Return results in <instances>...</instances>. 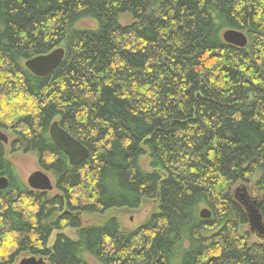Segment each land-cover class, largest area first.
Here are the masks:
<instances>
[{
    "label": "trees",
    "instance_id": "1",
    "mask_svg": "<svg viewBox=\"0 0 264 264\" xmlns=\"http://www.w3.org/2000/svg\"><path fill=\"white\" fill-rule=\"evenodd\" d=\"M83 19L94 28L76 27ZM227 29L247 44L225 43ZM57 47L47 76L25 68ZM53 121L88 150L79 164L50 139ZM0 131L56 192L25 185L0 143V264L22 253L44 264H264L236 195L244 188L264 223V0H0ZM144 200L156 210L131 230L115 216L82 224ZM66 228L76 239L59 233L48 246Z\"/></svg>",
    "mask_w": 264,
    "mask_h": 264
},
{
    "label": "water",
    "instance_id": "2",
    "mask_svg": "<svg viewBox=\"0 0 264 264\" xmlns=\"http://www.w3.org/2000/svg\"><path fill=\"white\" fill-rule=\"evenodd\" d=\"M222 39L225 43L234 47L242 48L246 44V37L237 30H225L222 33ZM64 48L58 47L48 53L33 56L24 63L25 68L37 77H45L50 74L62 61L64 57ZM49 137L56 147H58L67 157L71 166L79 164L88 154V150L79 141L72 137L67 131L62 129L57 121H53L49 126ZM0 143L7 144V135L0 131ZM27 186L34 191H51L54 187L50 177L42 170L31 173L27 178ZM7 186V179L0 178V188ZM237 199L245 208L248 226L251 232L257 237L264 238V223L259 213L257 201L249 196L244 188L236 190ZM201 218H208L209 210L203 208L199 213ZM44 259L34 256L23 258L18 264H44Z\"/></svg>",
    "mask_w": 264,
    "mask_h": 264
},
{
    "label": "rangeland",
    "instance_id": "3",
    "mask_svg": "<svg viewBox=\"0 0 264 264\" xmlns=\"http://www.w3.org/2000/svg\"><path fill=\"white\" fill-rule=\"evenodd\" d=\"M118 22L121 25H127L131 22V18L128 15H121L119 16ZM76 27H83L87 29H92L94 28V23L91 20H81L77 22ZM9 136V142L13 139V136L8 133ZM4 151H5V158L10 161V163L13 165L16 173L18 174L19 178L21 181L27 185L26 181L28 176L33 173L34 171L40 170L39 166L37 165L36 158L34 154L30 153H22V152H17V153H11L9 151V144L4 145ZM139 164L140 166L146 170L149 171V159L148 157L141 156L139 159ZM51 181L53 182L52 175H49ZM256 179V176L252 178L251 181H254ZM50 195L56 194L55 190H52ZM255 196L254 194H252ZM156 206H155V201L153 200H144L143 203L140 205V207L136 210H128V209H112L104 215H83L82 216V224L83 226H88V225H94V224H101L105 222L108 218L111 216H115L119 219L121 223L122 229L126 230H131L140 224L144 223L148 217L155 212ZM247 230H249V227H247ZM63 233L65 234L68 238L75 240L76 239V232L75 230L71 228H66L61 231L54 230L49 238L48 241V246H51L54 238L56 237L57 234ZM29 257V254L22 253L17 258L15 259L13 264H18L19 261L23 258Z\"/></svg>",
    "mask_w": 264,
    "mask_h": 264
},
{
    "label": "bare ground",
    "instance_id": "4",
    "mask_svg": "<svg viewBox=\"0 0 264 264\" xmlns=\"http://www.w3.org/2000/svg\"><path fill=\"white\" fill-rule=\"evenodd\" d=\"M227 30H230V29H227ZM243 33V32H242ZM244 34V33H243ZM244 36H245V34H244ZM246 37V36H245ZM228 44V43H227ZM246 44H247V37H246ZM245 44V45H246ZM58 48V47H57ZM50 52V51H49ZM41 170V169H40ZM43 171V170H42ZM44 172V171H43ZM29 257H31V256H29ZM35 257V256H34ZM37 259L39 258V257H36Z\"/></svg>",
    "mask_w": 264,
    "mask_h": 264
}]
</instances>
